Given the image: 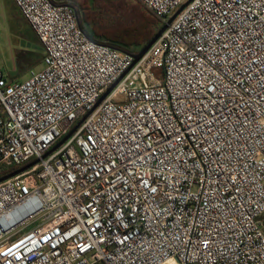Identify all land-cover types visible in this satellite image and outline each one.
I'll return each mask as SVG.
<instances>
[{
  "label": "built area",
  "instance_id": "obj_1",
  "mask_svg": "<svg viewBox=\"0 0 264 264\" xmlns=\"http://www.w3.org/2000/svg\"><path fill=\"white\" fill-rule=\"evenodd\" d=\"M12 1L45 68L0 70V174L39 160L0 184V264H264V0H193L135 64Z\"/></svg>",
  "mask_w": 264,
  "mask_h": 264
},
{
  "label": "trees",
  "instance_id": "obj_2",
  "mask_svg": "<svg viewBox=\"0 0 264 264\" xmlns=\"http://www.w3.org/2000/svg\"><path fill=\"white\" fill-rule=\"evenodd\" d=\"M68 1L77 3L75 6L80 14L81 28L91 41L106 43L122 52L142 50L164 26L157 16L136 0ZM27 25L29 36L26 39V54H31L32 60L28 62V57H24L26 62L20 63L23 71L31 70L35 65L43 63L44 59V48L32 27ZM22 167L13 166L0 174V177Z\"/></svg>",
  "mask_w": 264,
  "mask_h": 264
},
{
  "label": "rangeland",
  "instance_id": "obj_3",
  "mask_svg": "<svg viewBox=\"0 0 264 264\" xmlns=\"http://www.w3.org/2000/svg\"><path fill=\"white\" fill-rule=\"evenodd\" d=\"M76 5L68 0H58ZM137 1V0H136ZM138 2V1H137ZM20 15V14H19ZM21 19V20H20ZM21 15L16 16L4 0H0V70L9 81L25 82L31 72H39L44 64H37L31 70L23 71L20 63L31 61V54H26L29 28Z\"/></svg>",
  "mask_w": 264,
  "mask_h": 264
},
{
  "label": "water",
  "instance_id": "obj_4",
  "mask_svg": "<svg viewBox=\"0 0 264 264\" xmlns=\"http://www.w3.org/2000/svg\"><path fill=\"white\" fill-rule=\"evenodd\" d=\"M193 0H188L185 4H183L176 12L175 14L164 24L163 28L155 35V37L149 42V44L144 47L142 50H140L137 54H134V64L137 63L148 51L149 49L154 45V43L162 36V34L167 30V28L169 27V25H171V23L179 16V14L192 2ZM120 81V80H119ZM116 82L99 100V102L97 103V105L94 107V109L112 92V90L116 87V85L119 83ZM93 109V110H94ZM91 113V112H90ZM90 113L88 115H90ZM88 115L83 118V120H81L79 122V124L70 132V134H68L66 137H64L60 143L55 146L50 152H48L46 155L43 156V158L48 157L51 153H53L55 150H57L60 146H62L73 134L74 132L81 126V124L84 122V120L88 117ZM39 163V160H35L34 162H31L25 166H23L22 168H20L17 171H14L8 175H5L3 177H0V184L4 183L5 181L14 178L26 171H28L29 169H31L32 167L36 166Z\"/></svg>",
  "mask_w": 264,
  "mask_h": 264
},
{
  "label": "crops",
  "instance_id": "obj_5",
  "mask_svg": "<svg viewBox=\"0 0 264 264\" xmlns=\"http://www.w3.org/2000/svg\"><path fill=\"white\" fill-rule=\"evenodd\" d=\"M6 2V4L12 9L13 13L18 17L19 15V11L17 10L16 6L14 5V3L12 2V0H4Z\"/></svg>",
  "mask_w": 264,
  "mask_h": 264
}]
</instances>
